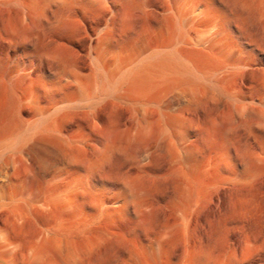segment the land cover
<instances>
[{"label":"bare ground","instance_id":"6f19581e","mask_svg":"<svg viewBox=\"0 0 264 264\" xmlns=\"http://www.w3.org/2000/svg\"><path fill=\"white\" fill-rule=\"evenodd\" d=\"M261 200L264 0H0V264H264Z\"/></svg>","mask_w":264,"mask_h":264},{"label":"rangeland","instance_id":"374dc122","mask_svg":"<svg viewBox=\"0 0 264 264\" xmlns=\"http://www.w3.org/2000/svg\"><path fill=\"white\" fill-rule=\"evenodd\" d=\"M250 215V216H249ZM264 200H261V205L259 210L256 212H251L245 217L232 213L228 214L224 221L227 226L232 230V236H241L242 233L246 231L255 234L258 237H262L264 235Z\"/></svg>","mask_w":264,"mask_h":264}]
</instances>
